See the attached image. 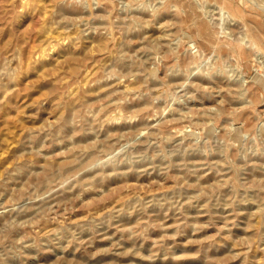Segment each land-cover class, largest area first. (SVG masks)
<instances>
[{"label": "rangeland", "instance_id": "1", "mask_svg": "<svg viewBox=\"0 0 264 264\" xmlns=\"http://www.w3.org/2000/svg\"><path fill=\"white\" fill-rule=\"evenodd\" d=\"M254 22L264 0H0V264H264Z\"/></svg>", "mask_w": 264, "mask_h": 264}, {"label": "bare ground", "instance_id": "2", "mask_svg": "<svg viewBox=\"0 0 264 264\" xmlns=\"http://www.w3.org/2000/svg\"><path fill=\"white\" fill-rule=\"evenodd\" d=\"M178 2V1H177ZM243 3V2H242ZM241 3V4H242ZM173 5V4H172ZM246 5V4H245ZM231 10V9H230ZM233 11V10H232ZM235 12V11H234ZM185 13V12H184ZM231 13H233V12H231ZM188 21V20H187ZM250 21H252V20H250ZM248 22V21H247ZM253 22V21H252ZM254 23H256V25H253V24H251L250 25V29H255V30H253V31H255L254 33H255V35H257V36H260L261 35V33L263 32L264 33V27H263V25L262 26H260V23H258V22H254ZM235 28V27H234ZM243 30V29H242ZM241 31V30H240ZM216 34V33H215ZM257 38V37H256ZM206 39V38H205ZM264 40V39H263ZM261 43V42H260ZM259 44V43H258ZM262 45V44H261ZM32 53V52H31ZM35 55V54H34ZM34 58H36V57H34ZM91 69V68H90ZM89 73H91L90 71L89 72H87V75L89 74ZM85 74H86V72H85ZM84 74V75H85ZM92 74V73H91ZM91 74H89V75H91ZM86 75V76H87ZM96 77V76H95ZM132 87V86H131Z\"/></svg>", "mask_w": 264, "mask_h": 264}]
</instances>
